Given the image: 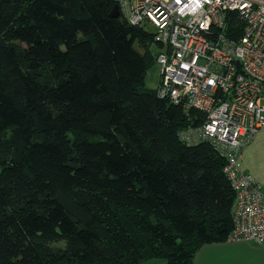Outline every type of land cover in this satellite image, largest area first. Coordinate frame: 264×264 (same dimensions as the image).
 <instances>
[{"label":"trees","instance_id":"trees-1","mask_svg":"<svg viewBox=\"0 0 264 264\" xmlns=\"http://www.w3.org/2000/svg\"><path fill=\"white\" fill-rule=\"evenodd\" d=\"M115 4L0 0V264H193L234 229L233 151L180 140L206 115Z\"/></svg>","mask_w":264,"mask_h":264},{"label":"built area","instance_id":"built-area-1","mask_svg":"<svg viewBox=\"0 0 264 264\" xmlns=\"http://www.w3.org/2000/svg\"><path fill=\"white\" fill-rule=\"evenodd\" d=\"M115 1L131 24L156 28L160 95L186 112L194 108L206 115L179 131L181 141L207 138L233 151L225 165L236 191L227 240L264 246L262 185L238 165L264 125V0ZM234 22L238 26L231 27Z\"/></svg>","mask_w":264,"mask_h":264},{"label":"crops","instance_id":"crops-1","mask_svg":"<svg viewBox=\"0 0 264 264\" xmlns=\"http://www.w3.org/2000/svg\"><path fill=\"white\" fill-rule=\"evenodd\" d=\"M238 165L256 177L264 192V125L244 147ZM193 264H264V246L246 240L205 244Z\"/></svg>","mask_w":264,"mask_h":264},{"label":"rangeland","instance_id":"rangeland-1","mask_svg":"<svg viewBox=\"0 0 264 264\" xmlns=\"http://www.w3.org/2000/svg\"><path fill=\"white\" fill-rule=\"evenodd\" d=\"M151 30L155 31L156 28L155 27H151ZM137 47L140 50H142L144 48V47H141L138 44H137ZM151 47L153 48L154 51L157 52L159 50L160 45L158 43H156V42H153L151 44ZM160 80H161L160 69L157 66L152 67L149 70L148 75H147V81H146L147 87L156 88L159 85ZM161 263L166 264V260L162 259L160 257H155V258L144 259V260H142L141 262H139L137 264H161Z\"/></svg>","mask_w":264,"mask_h":264},{"label":"clouds","instance_id":"clouds-1","mask_svg":"<svg viewBox=\"0 0 264 264\" xmlns=\"http://www.w3.org/2000/svg\"><path fill=\"white\" fill-rule=\"evenodd\" d=\"M114 1H115V0H114ZM115 3L118 4L117 1H115ZM118 6H119V4H118ZM119 13H120V15H122L121 12H120V8H119ZM123 18H124V17H123ZM124 19H125V18H124ZM129 23H130V22H129ZM130 24H131V23H130ZM132 25H133V24H132ZM137 26H140L144 31L154 32V39H155V31H152V30H151V27L148 28V29H146L145 26H142V25H137ZM154 41H155L156 43H158L156 39H155ZM158 44L160 45V43H158ZM159 49H160V48H159ZM158 51H159V50H158ZM180 140H181V139H180ZM184 143H185V142H184Z\"/></svg>","mask_w":264,"mask_h":264},{"label":"water","instance_id":"water-1","mask_svg":"<svg viewBox=\"0 0 264 264\" xmlns=\"http://www.w3.org/2000/svg\"><path fill=\"white\" fill-rule=\"evenodd\" d=\"M110 15H111L112 17H117V16L120 15L118 4H115V5H114V8H113V10L111 11Z\"/></svg>","mask_w":264,"mask_h":264}]
</instances>
